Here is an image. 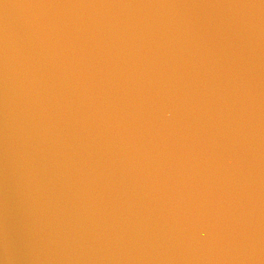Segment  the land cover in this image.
I'll return each mask as SVG.
<instances>
[{
	"label": "water",
	"instance_id": "obj_1",
	"mask_svg": "<svg viewBox=\"0 0 264 264\" xmlns=\"http://www.w3.org/2000/svg\"><path fill=\"white\" fill-rule=\"evenodd\" d=\"M0 264H264V0H0Z\"/></svg>",
	"mask_w": 264,
	"mask_h": 264
}]
</instances>
